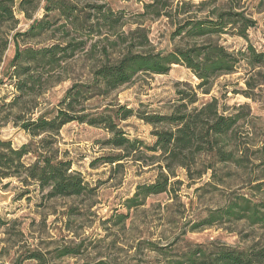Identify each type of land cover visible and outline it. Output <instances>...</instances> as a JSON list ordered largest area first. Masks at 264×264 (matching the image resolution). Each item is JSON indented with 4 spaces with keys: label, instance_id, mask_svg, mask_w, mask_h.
Returning <instances> with one entry per match:
<instances>
[{
    "label": "trees",
    "instance_id": "16d2710c",
    "mask_svg": "<svg viewBox=\"0 0 264 264\" xmlns=\"http://www.w3.org/2000/svg\"><path fill=\"white\" fill-rule=\"evenodd\" d=\"M39 1L0 0V65L2 74L8 77L9 85L15 91L7 104L0 102V128L12 122L29 137L28 142L14 147L10 140L0 136L2 189H7L10 182L15 181L22 190L20 197L33 191L45 192L47 199L93 195L95 188L89 186L79 171L72 169L70 160L60 157L54 146L55 137L69 123L102 128L110 135L102 145L115 149L117 153L98 158L102 163L121 168L123 164L120 162L132 161L157 172L152 182L138 185L132 197L123 202L127 212L116 213L115 225L124 223L129 211L144 205L148 197L174 195V186L182 185V182L172 179L180 173L191 185L210 176V183L205 184L211 185L217 165L246 167V154L250 148L235 137L240 123L249 118L248 107L229 108L216 97L211 96L204 101L197 97L198 92L204 97L210 95L213 82L218 77L231 75L241 66L246 68L250 79L264 74V51H257L248 44L242 50L229 52L219 42L223 35L246 40L247 31L255 26V22L245 16L240 6L242 0H146L142 12L136 16L166 20L173 27L169 34L170 41L175 42L172 48L169 51L142 52L141 49L149 46L147 30L139 26L129 28L122 33L125 38H120L127 46L117 59L112 60L103 50L104 60L91 71L87 84L72 85L53 110L39 112L34 117L37 106L27 109L23 104L25 97H31L33 93L37 96L43 94V89L36 92L35 88L45 85L48 80L37 73L38 69L48 75L61 68L62 64L84 50L86 42H76L67 34L61 43L21 50L18 38L36 37L49 31L60 20L66 31L74 33L79 30L91 33L95 26L115 31L124 24L122 13H115L103 5L91 6L92 12L84 13L76 5L80 0H44V17L32 19ZM261 5L264 11V2ZM15 10L32 22L25 33L11 36L14 54L5 66L3 58L9 42L4 34L8 26L4 25L13 27L17 24ZM113 33L118 35V31ZM135 39L139 40L135 42ZM173 65L184 67L199 82L194 88L187 83L181 84L182 89L176 85L175 103L166 114L137 113L126 106L112 104L90 112L84 106L95 97L108 96L129 85L137 75H166ZM245 85L249 89L260 87L259 82L250 85L249 80ZM24 111H27L26 115H22ZM132 117L152 127L151 144L137 138L130 139L120 129V123ZM255 153L258 154L255 167L261 169L262 174L251 180L249 194H237L222 208L211 210L190 231L222 224L223 221L244 222L249 227L264 230V140ZM9 223L10 220L0 215V230ZM148 247L157 256L166 257L156 244L150 243ZM54 253L56 259H62L76 256L79 251L64 247ZM47 261L39 251L32 250L10 264H47ZM162 264H264V245L255 244L245 250L229 247L211 250L197 245L174 260H163Z\"/></svg>",
    "mask_w": 264,
    "mask_h": 264
},
{
    "label": "rangeland",
    "instance_id": "374dc122",
    "mask_svg": "<svg viewBox=\"0 0 264 264\" xmlns=\"http://www.w3.org/2000/svg\"><path fill=\"white\" fill-rule=\"evenodd\" d=\"M145 1L80 0L76 3L77 8L84 13H91L90 7L95 5H103L115 13H122L124 24L115 31L95 26L91 33L81 30L74 33L66 31L60 20L49 31L36 37H19L21 50L61 43L67 34L76 42H86L84 50L62 64L61 68H56L48 75L38 69L37 73L48 80L45 85H37L35 88L36 92L43 89V94L37 96L33 93V96L25 97L23 106L27 109L37 106L34 117L39 112L53 110L72 85H84L90 81L91 71L104 60L103 50L107 51L112 60L120 56L127 46L121 40L125 38L122 33L129 28L139 26L147 30L149 46L141 49L142 52L169 51L175 43L169 38L173 27L164 19H140L136 16L142 12ZM262 2L264 0L240 2L245 16L253 20L255 26L247 31L246 40L223 35L219 42L229 52L242 50L248 44L257 51H264ZM44 4V0L39 1L32 19L44 17ZM15 19L17 24L13 27L4 25L10 28L4 32L9 42L3 58L5 66L14 54L11 36L25 33L32 22L17 10ZM117 31L118 35H114L113 32ZM1 68L2 65L0 102L7 104L15 91L9 85L8 77L2 74ZM246 80H249L250 85L259 82V89H249L245 85ZM198 82L190 71L173 65L166 75H137L129 85L108 96L95 97L84 103V106L90 112L112 104L126 106L137 113L166 114L175 103L176 85L182 89L181 84L187 83L194 88ZM211 96L226 107L238 109L244 105L250 111L249 118L240 123L235 137L241 143L246 142L250 148L246 154L248 161L245 162V168L217 165L214 172L216 177L211 185H208L210 176L191 185L180 173L172 179L182 182V185L174 186L175 196L172 193L150 196L144 205L129 211V217L124 223L115 225L116 213L127 212L123 202L132 197L138 185L152 182L157 172L132 161L120 162L123 164L121 168L102 163L98 158L117 153L115 149L102 145V141L110 135L102 128L69 123L55 137L54 146L59 150L60 157L70 160L72 169L79 171L89 186L95 188V193L80 198L47 199L45 192L38 191L20 197L22 190L15 181H11L5 190L0 187V215L11 221L0 230V264H10L32 250L43 254L49 260L47 264H162L163 260H174L197 245L211 250L221 247L245 250L255 244L264 245V230L249 227L244 222L223 221L222 224L190 231L211 210L222 208L237 194H249L251 180L262 174V170L255 167L258 163L255 150L264 140V74L250 79L246 68L241 66L231 75L218 77L213 82L210 95L204 97L200 92L197 95L201 101ZM26 112L22 115H26ZM119 127L130 139L137 138L146 144L153 142L152 127L136 117L121 122ZM0 136L10 140L14 147L29 140L19 126L12 122L1 125ZM150 243L162 248L166 257L153 253L148 247ZM64 247L77 249L79 253L73 257L56 259L54 252Z\"/></svg>",
    "mask_w": 264,
    "mask_h": 264
}]
</instances>
